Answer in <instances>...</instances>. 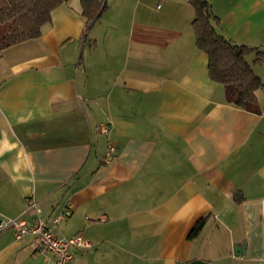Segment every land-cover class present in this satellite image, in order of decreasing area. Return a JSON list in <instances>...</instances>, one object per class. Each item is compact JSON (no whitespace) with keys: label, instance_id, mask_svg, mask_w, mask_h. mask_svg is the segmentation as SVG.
<instances>
[{"label":"crops","instance_id":"0c3cea01","mask_svg":"<svg viewBox=\"0 0 264 264\" xmlns=\"http://www.w3.org/2000/svg\"><path fill=\"white\" fill-rule=\"evenodd\" d=\"M103 1L86 36L69 0L0 53V220L33 222L31 196L46 220L70 204L54 233L93 245L69 264H264V87L256 111L227 102L189 0ZM207 1L222 35L264 52V0ZM0 264L54 256L7 229Z\"/></svg>","mask_w":264,"mask_h":264},{"label":"trees","instance_id":"16d2710c","mask_svg":"<svg viewBox=\"0 0 264 264\" xmlns=\"http://www.w3.org/2000/svg\"><path fill=\"white\" fill-rule=\"evenodd\" d=\"M69 0H0V53L15 44L37 38L51 22L52 11ZM86 17V36L108 4L103 0H80ZM195 9L192 22L196 43L208 56L212 80L224 85L228 103L247 110H257L256 92L264 83L254 71L247 56L255 53V62L264 59L257 47L236 44L216 28L219 18L207 0H189ZM194 236V234H192Z\"/></svg>","mask_w":264,"mask_h":264},{"label":"built area","instance_id":"2783aa9c","mask_svg":"<svg viewBox=\"0 0 264 264\" xmlns=\"http://www.w3.org/2000/svg\"><path fill=\"white\" fill-rule=\"evenodd\" d=\"M99 130L102 134L109 136L111 127L109 122H101ZM116 151V146L109 142L103 162H109ZM71 205L67 204L63 209L55 215L51 220H46L42 216L39 201L31 196L27 200V210L33 215V222L24 217L17 216L14 218H5L0 220V232L7 229H13L16 238L20 239L26 235H32L35 240L45 250L51 252L54 256V264H69L74 259L73 249H89L92 242L85 238L82 234L76 233L69 237H60L54 233V227L62 218L71 216Z\"/></svg>","mask_w":264,"mask_h":264},{"label":"water","instance_id":"95a60500","mask_svg":"<svg viewBox=\"0 0 264 264\" xmlns=\"http://www.w3.org/2000/svg\"><path fill=\"white\" fill-rule=\"evenodd\" d=\"M179 264H207V262L202 261V260H194V261H192V262L179 263Z\"/></svg>","mask_w":264,"mask_h":264},{"label":"rangeland","instance_id":"374dc122","mask_svg":"<svg viewBox=\"0 0 264 264\" xmlns=\"http://www.w3.org/2000/svg\"><path fill=\"white\" fill-rule=\"evenodd\" d=\"M109 1H110V0H108V2H109ZM194 10H195V9H194ZM212 11H213V10H212ZM107 12H108V8L104 11L103 15L99 18V20H100L101 18H103L104 15H105ZM213 13H214V12H213ZM97 22H98V21H96V22L94 23V25H95ZM94 25H93V26H94ZM93 26H92V28H93ZM92 28H91V29H92ZM91 29H90V30H91ZM90 30H89V31H90Z\"/></svg>","mask_w":264,"mask_h":264}]
</instances>
